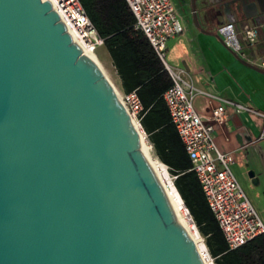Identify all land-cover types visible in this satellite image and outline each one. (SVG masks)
<instances>
[{"label": "water", "instance_id": "1", "mask_svg": "<svg viewBox=\"0 0 264 264\" xmlns=\"http://www.w3.org/2000/svg\"><path fill=\"white\" fill-rule=\"evenodd\" d=\"M0 264H205L113 83L49 0H0Z\"/></svg>", "mask_w": 264, "mask_h": 264}, {"label": "built area", "instance_id": "2", "mask_svg": "<svg viewBox=\"0 0 264 264\" xmlns=\"http://www.w3.org/2000/svg\"><path fill=\"white\" fill-rule=\"evenodd\" d=\"M49 1L73 39L96 54V48L103 43V37L97 32L81 2L79 0ZM126 2L134 16L133 28L144 34L169 74L171 82L163 90L162 98L190 158V168L196 173L206 202L228 248H235L256 234L264 233V222L232 170L231 164L235 160L234 150L219 147L215 128V122L226 118L225 106L229 104L234 113L252 112L260 116L262 123L259 136L264 137V111L220 97L211 109L210 116L203 117L194 104L195 94L200 89L186 76L184 68L174 67L165 60L167 39L184 29L181 16L173 1L126 0ZM260 26L261 23L257 20L238 22L232 10H225L215 31L223 44L232 52L264 68L263 56L257 57L258 62L249 57L251 54L249 48L257 42ZM114 87L125 110L135 123L139 135L141 133L143 139L153 148L148 132L140 122L143 105L138 93L135 89L123 91L116 85ZM155 158L167 169V182L176 188L174 184L176 174L172 173L169 166L156 154ZM183 205L191 216L184 201ZM206 254L214 264L213 256L208 249Z\"/></svg>", "mask_w": 264, "mask_h": 264}, {"label": "crops", "instance_id": "3", "mask_svg": "<svg viewBox=\"0 0 264 264\" xmlns=\"http://www.w3.org/2000/svg\"><path fill=\"white\" fill-rule=\"evenodd\" d=\"M225 1L206 0L209 14L197 18L199 25H189L182 20L183 31L166 41V62L184 68L186 76L200 89L195 94L194 104L203 117L210 116L220 97L264 111V68L232 52L215 31L217 22L223 18ZM228 1L238 22L257 20L261 23L258 40L249 48V57L258 62V56L264 58V0ZM101 45L103 48H99V52L112 72L116 86L121 88L111 56L104 43ZM225 111L226 118L215 122L216 141L219 147L234 150L232 170L264 222V194L243 174L245 161L251 166L243 152L244 146L253 144L264 156V137L259 136L262 119L252 112L234 113L229 104Z\"/></svg>", "mask_w": 264, "mask_h": 264}, {"label": "trees", "instance_id": "4", "mask_svg": "<svg viewBox=\"0 0 264 264\" xmlns=\"http://www.w3.org/2000/svg\"><path fill=\"white\" fill-rule=\"evenodd\" d=\"M79 1L103 37L121 89H135L138 93L143 105L140 122L148 132L154 153L176 174L174 184L204 235L214 264H264V233L228 248L162 98L171 82L169 74L144 34L133 28L134 16L126 0Z\"/></svg>", "mask_w": 264, "mask_h": 264}, {"label": "bare ground", "instance_id": "5", "mask_svg": "<svg viewBox=\"0 0 264 264\" xmlns=\"http://www.w3.org/2000/svg\"><path fill=\"white\" fill-rule=\"evenodd\" d=\"M77 42V41H76ZM83 53L89 55L91 58H93L99 65L100 62L96 58L93 51H91L87 46H84L77 42ZM101 67V65H100ZM102 69V68H101ZM103 70V69H102ZM103 73L106 75V73L103 71ZM140 140H141V148L143 152L145 153L146 157L148 158L149 162L151 163L159 181L163 185L165 192L167 194V197L169 199V202L176 213L177 219L186 227V229L189 231L197 249L199 250L201 257L205 264H212L209 258H207V248L203 241V237L201 236L199 230L197 229L195 223L193 222L192 217L187 213V211L184 208L182 197L180 196L177 189L170 183L167 182V176L168 171L162 165L156 158L155 153L152 147L148 142H146L141 133H140Z\"/></svg>", "mask_w": 264, "mask_h": 264}, {"label": "rangeland", "instance_id": "6", "mask_svg": "<svg viewBox=\"0 0 264 264\" xmlns=\"http://www.w3.org/2000/svg\"><path fill=\"white\" fill-rule=\"evenodd\" d=\"M172 1L175 4L176 8L178 9L179 14L182 17V20L189 25L194 24L192 14H191V8H190V0H172ZM194 2H195V12H196L197 18L201 16L205 17L206 15L209 14L208 5L206 3V0H194ZM99 48H103V46L98 45L96 48V54L95 53L94 54L96 58L98 59V61L100 62L101 68L106 73V76L110 79L113 85H116L114 78H113V74L110 71L106 62L104 61L103 57L101 56V53L99 52ZM243 148H244L243 152L246 154L247 159L250 162V165L254 167L255 170L259 172V175H260L259 182L256 184V188L260 191V193L264 194V172H263V167H262L264 165V156L253 144L246 145ZM201 236L203 237V241L205 243L204 235L201 234Z\"/></svg>", "mask_w": 264, "mask_h": 264}, {"label": "flooded vegetation", "instance_id": "7", "mask_svg": "<svg viewBox=\"0 0 264 264\" xmlns=\"http://www.w3.org/2000/svg\"><path fill=\"white\" fill-rule=\"evenodd\" d=\"M233 12V11H232ZM233 14H234V12H233ZM235 15V14H234ZM236 17V16H235ZM244 166L246 167L245 169H244V171H243V174H244V176H247V169H248V167H251V166H248V162L247 161H245V163H244ZM248 177V176H247ZM249 178V177H248ZM250 179V178H249Z\"/></svg>", "mask_w": 264, "mask_h": 264}]
</instances>
